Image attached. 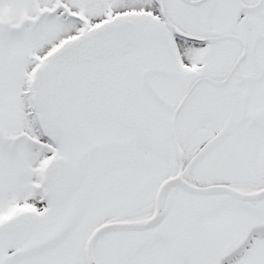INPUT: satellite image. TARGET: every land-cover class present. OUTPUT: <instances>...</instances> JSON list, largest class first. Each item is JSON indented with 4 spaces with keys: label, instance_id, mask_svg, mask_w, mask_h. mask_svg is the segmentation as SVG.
Returning <instances> with one entry per match:
<instances>
[{
    "label": "snow or ice",
    "instance_id": "6c2138e0",
    "mask_svg": "<svg viewBox=\"0 0 264 264\" xmlns=\"http://www.w3.org/2000/svg\"><path fill=\"white\" fill-rule=\"evenodd\" d=\"M0 264H264V0H0Z\"/></svg>",
    "mask_w": 264,
    "mask_h": 264
}]
</instances>
